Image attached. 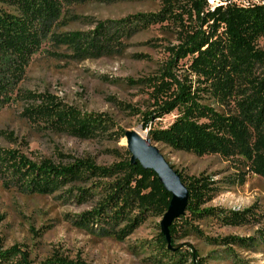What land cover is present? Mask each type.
<instances>
[{
    "label": "trees",
    "instance_id": "obj_1",
    "mask_svg": "<svg viewBox=\"0 0 264 264\" xmlns=\"http://www.w3.org/2000/svg\"><path fill=\"white\" fill-rule=\"evenodd\" d=\"M105 3L141 0H98ZM154 13H137L114 22H100L92 32L68 33L62 42L84 59L120 51L125 41L151 26L167 23L177 35V45L169 48L170 60L155 77L140 80L149 89L153 111L145 118L147 128L154 119L176 112L165 128L150 126L149 138L176 152L197 157L216 155L245 166L247 172L264 180V6L242 9L236 6L210 10L207 0H159ZM56 0H0V64L22 71L41 46L40 26L58 12ZM188 66L183 75L173 71L181 61ZM37 114L55 130L77 138L104 135L115 127L114 121L101 113H81L45 96ZM125 131L118 129L116 139ZM0 165L15 174L18 185L29 193L49 194L67 186L79 204L100 200L88 211L74 217V224L90 231H100L122 241L149 218H162L171 194L157 175L138 163L124 158L110 166L91 161H76L68 166H53L44 161L31 164L13 152L0 151ZM171 165V164H170ZM172 166V165H171ZM179 174L189 194L184 215L169 227L171 246L195 236L203 241L242 249L255 247L258 238L224 237L212 239L194 224L213 219L222 226H245L255 221L252 208L240 212L206 207L221 194L211 177ZM239 185L245 183L241 177ZM79 184L86 188L77 187ZM264 243V242H263ZM153 246L160 255L157 264H205L196 250L180 244L169 250L161 232ZM227 257V250L225 251ZM0 264H30L17 247L1 251ZM43 264H85L63 258H49Z\"/></svg>",
    "mask_w": 264,
    "mask_h": 264
},
{
    "label": "rangeland",
    "instance_id": "obj_2",
    "mask_svg": "<svg viewBox=\"0 0 264 264\" xmlns=\"http://www.w3.org/2000/svg\"><path fill=\"white\" fill-rule=\"evenodd\" d=\"M56 1L58 12L40 26V49L23 70L0 64V151L13 152L36 165L46 161L63 167L91 161L107 167L124 158L125 139H116L118 129L149 137L150 126L165 128L176 118L173 112L153 119L145 128V118L153 108L149 89L139 81L162 72L170 60L169 48L177 45V35L167 23L154 25L125 41L120 51L83 60L61 41L64 34H86L100 22L154 13L160 9V2ZM0 10L13 13L6 6L0 5ZM260 46L264 47V40ZM187 66L186 60L181 61L173 72L183 75ZM45 96L81 113L105 114L115 127L93 138H77L55 130L36 112ZM156 146L182 176L204 174L218 183L221 194L206 207L235 212L252 208L255 216L254 222L239 227L222 226L213 219L194 224L212 239L258 238L257 245L248 250L210 244L195 236L177 243L193 247L205 264H264V180L247 172L245 166L216 155L197 157L161 144ZM241 177L245 179L243 185H239ZM70 188L73 186L49 194L29 193L18 185L15 174L0 165L1 251L17 247L30 264H43L53 257L85 264H157L154 259L160 255L153 244L161 218H149L122 241L103 236L100 231L79 228L73 222L75 216L93 208L100 196L79 204Z\"/></svg>",
    "mask_w": 264,
    "mask_h": 264
},
{
    "label": "water",
    "instance_id": "obj_3",
    "mask_svg": "<svg viewBox=\"0 0 264 264\" xmlns=\"http://www.w3.org/2000/svg\"><path fill=\"white\" fill-rule=\"evenodd\" d=\"M124 139L126 150L130 154V164L138 163L144 170L153 171L165 191L171 194L167 211L160 221V232L166 239L167 248L176 250L179 245L171 246L169 227L175 219L184 215L189 198L188 190L179 174L149 137H143L137 131L129 130L125 132Z\"/></svg>",
    "mask_w": 264,
    "mask_h": 264
},
{
    "label": "built area",
    "instance_id": "obj_4",
    "mask_svg": "<svg viewBox=\"0 0 264 264\" xmlns=\"http://www.w3.org/2000/svg\"><path fill=\"white\" fill-rule=\"evenodd\" d=\"M210 10L215 8H225L227 6H236L242 9H251L264 6V0H207Z\"/></svg>",
    "mask_w": 264,
    "mask_h": 264
}]
</instances>
